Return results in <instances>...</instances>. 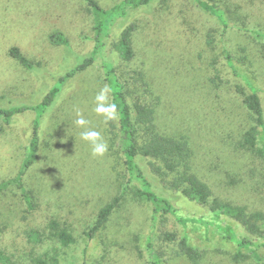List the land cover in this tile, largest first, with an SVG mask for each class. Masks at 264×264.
Here are the masks:
<instances>
[{"label":"rangeland","instance_id":"374dc122","mask_svg":"<svg viewBox=\"0 0 264 264\" xmlns=\"http://www.w3.org/2000/svg\"><path fill=\"white\" fill-rule=\"evenodd\" d=\"M96 1L102 8L111 9L123 0ZM57 10L80 12V25L67 23L35 37L33 26L39 22L40 12ZM90 14L85 0H0V96L5 98L0 107L34 106L42 102L77 60L74 53L51 44L49 35L62 31L72 46L82 48L90 40L91 27L87 25L88 20L93 25ZM261 21L264 23V18ZM131 23L137 26L133 36L136 52L133 68L146 74L149 90L143 91L142 99L155 108L158 130L189 140L195 172L217 193L247 201L249 191L264 188L262 129L258 128L255 150L244 146L246 132L254 122L242 94H250L243 78L248 77L258 88L264 109V59L255 55L262 41L236 29L224 32L217 19L203 12L194 0H156L128 20H120L114 30V41ZM210 33L214 38L212 46L207 44ZM12 47H18L35 69L29 70L13 59L9 54ZM87 47L85 55L89 53ZM224 47L230 50L240 76L228 65ZM110 58L120 65L117 53ZM104 87L100 59L65 84L42 119L40 157L25 179L26 188L35 197L51 200L77 226L79 239L67 250L66 264H84L87 246L88 264H150L147 238L153 235L156 246H161L159 234L163 228L179 237L187 234L189 243L204 253L200 264L219 261L234 264L235 246L213 228H184L168 217L154 234L150 205L134 195L137 184L113 214L103 234L108 258L101 260L104 251L97 242L90 241V228L100 210L119 196L124 170L115 165L121 155L117 129L111 126V119L94 111L95 96ZM107 96L110 103L109 92ZM78 111L89 121L86 128L100 132L107 142L108 151L103 157L93 156L91 144L81 138L86 128L75 123ZM35 118L34 111L24 112L9 128L0 121V183L18 174ZM113 123L116 127V120ZM76 138L87 148L84 154L73 146ZM257 149H261L259 154ZM176 202L183 216L209 215L206 208L185 199ZM25 210L27 206L17 187L0 196V222H12ZM225 223L243 234L235 221L226 219ZM165 250L170 264H192L178 256L172 246ZM241 264L255 263L250 260Z\"/></svg>","mask_w":264,"mask_h":264},{"label":"trees","instance_id":"16d2710c","mask_svg":"<svg viewBox=\"0 0 264 264\" xmlns=\"http://www.w3.org/2000/svg\"><path fill=\"white\" fill-rule=\"evenodd\" d=\"M93 19L89 33V43L78 49L72 46L70 39L62 31L49 35V41L62 46L77 55L76 65L60 77L41 103L34 106L0 107V121L11 127L16 117L27 111H34L32 134L26 148L24 160L18 174L0 183V196L11 187H17L27 210L16 216L12 222H0V264H66L67 250L78 242V229L70 223L68 214L56 208L51 200L39 199L26 188L28 172L36 165L40 157V127L48 108L55 103L65 84L79 73L86 71L98 59L102 61L105 87L109 89L110 103L116 105L114 118L110 124L117 129L120 157L116 164L123 167L122 189L119 196L107 203L99 212L90 228V241L97 242L102 248L101 260L108 258L104 232L113 214L120 208L125 198L134 191L137 199L147 202L151 207V221L154 234L159 226L165 224L168 217L174 218L184 228L197 226L203 229L217 230L224 240L236 248L234 264L253 260L255 264H264V188L248 192V200H235L217 193L214 188L198 175L193 166L194 152L189 140L184 136L162 134L156 124V111L143 101V91L149 90L146 74L134 67L136 52L133 36L137 29L131 23L123 29L114 41V30L120 20H128L139 9L147 7L156 0H123L111 9L102 8L96 0H85ZM205 13L213 16L224 32L236 29L246 35H252L262 41L255 55L264 59V0H194ZM80 12L66 11L40 12L38 23L33 26L35 37L51 32L63 25L79 26ZM21 16V13L19 14ZM261 19V20H260ZM260 20V21H259ZM259 21V22H258ZM83 33V32H82ZM207 44H214L213 35L208 34ZM88 46V47H87ZM87 47V55L85 48ZM246 50L243 49V52ZM76 52V53H75ZM224 55L233 72L241 75L231 52L227 47ZM118 55L120 65L110 58ZM10 56L22 66L34 70L35 65L18 47L9 50ZM243 77V76H241ZM246 81L250 94H244V105L252 116L254 125L246 132L245 145L255 150L258 143V128L262 129L264 141V109L259 90L248 77ZM5 98L0 96V104ZM116 120L117 126H113ZM84 154L87 148L78 142L74 145ZM81 147V148H80ZM261 149L256 151L259 154ZM264 157V155L262 154ZM177 195H180L176 198ZM185 199L208 210V217H186L180 213L177 200ZM229 219L241 228V234L233 225L225 223ZM163 228V227H162ZM161 246L157 247L153 235L147 238L150 264H170L165 249L173 247L178 256L192 264H200L204 253L189 243V236L179 237L177 233L163 228L159 234ZM71 241L67 243L66 241ZM101 241L99 243L98 241ZM87 246L83 257L88 264ZM98 260V259H95ZM219 264H226L219 261Z\"/></svg>","mask_w":264,"mask_h":264},{"label":"clouds","instance_id":"9594fccd","mask_svg":"<svg viewBox=\"0 0 264 264\" xmlns=\"http://www.w3.org/2000/svg\"><path fill=\"white\" fill-rule=\"evenodd\" d=\"M109 89L104 87L95 96L96 107L94 111L97 114L104 115L105 119H113L116 112V105L108 103V93ZM77 119L75 121L76 125L81 128H86L89 121L85 120L83 115L78 111ZM81 138L88 141L92 146V155L103 157L108 151V144L103 140L101 133L94 129H87L81 133Z\"/></svg>","mask_w":264,"mask_h":264}]
</instances>
